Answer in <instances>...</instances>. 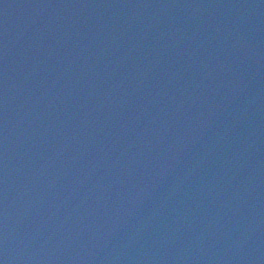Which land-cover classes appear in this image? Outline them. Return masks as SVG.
Masks as SVG:
<instances>
[{"label":"water","instance_id":"water-1","mask_svg":"<svg viewBox=\"0 0 264 264\" xmlns=\"http://www.w3.org/2000/svg\"><path fill=\"white\" fill-rule=\"evenodd\" d=\"M0 264H264V0H0Z\"/></svg>","mask_w":264,"mask_h":264}]
</instances>
